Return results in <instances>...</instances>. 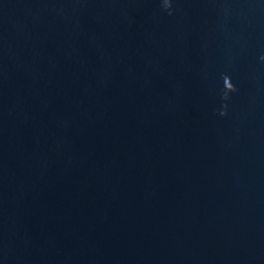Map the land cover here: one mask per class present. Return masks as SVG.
I'll list each match as a JSON object with an SVG mask.
<instances>
[{
    "label": "water",
    "instance_id": "95a60500",
    "mask_svg": "<svg viewBox=\"0 0 264 264\" xmlns=\"http://www.w3.org/2000/svg\"><path fill=\"white\" fill-rule=\"evenodd\" d=\"M170 11L0 0V264H264V0Z\"/></svg>",
    "mask_w": 264,
    "mask_h": 264
},
{
    "label": "clouds",
    "instance_id": "9594fccd",
    "mask_svg": "<svg viewBox=\"0 0 264 264\" xmlns=\"http://www.w3.org/2000/svg\"><path fill=\"white\" fill-rule=\"evenodd\" d=\"M162 4H163L164 9L165 10H169V14L171 15V11H170V9H171V0H162ZM262 59H264V57H262ZM234 91H236V89L233 86V88L231 89V92H234ZM222 99L225 100V101H227L229 99V95L222 94ZM226 108H227V105L225 104L224 105V109L225 110L220 112V115L221 116H224V115L227 114Z\"/></svg>",
    "mask_w": 264,
    "mask_h": 264
}]
</instances>
